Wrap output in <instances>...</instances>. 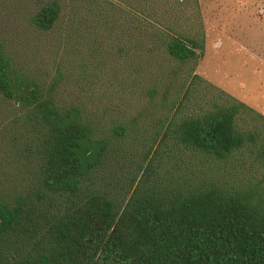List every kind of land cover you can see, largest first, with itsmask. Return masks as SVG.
<instances>
[{
	"label": "trees",
	"instance_id": "16d2710c",
	"mask_svg": "<svg viewBox=\"0 0 264 264\" xmlns=\"http://www.w3.org/2000/svg\"><path fill=\"white\" fill-rule=\"evenodd\" d=\"M63 1L40 61L0 37V264H264V114L196 72L199 0Z\"/></svg>",
	"mask_w": 264,
	"mask_h": 264
},
{
	"label": "rangeland",
	"instance_id": "374dc122",
	"mask_svg": "<svg viewBox=\"0 0 264 264\" xmlns=\"http://www.w3.org/2000/svg\"><path fill=\"white\" fill-rule=\"evenodd\" d=\"M47 1L0 0V37L9 49L33 63L40 61V55L29 18ZM63 2L64 22L70 26L71 5ZM199 3L206 42L196 72L264 114V0Z\"/></svg>",
	"mask_w": 264,
	"mask_h": 264
}]
</instances>
